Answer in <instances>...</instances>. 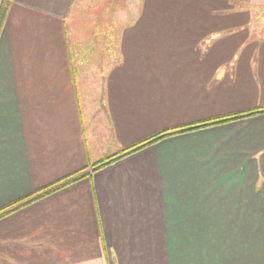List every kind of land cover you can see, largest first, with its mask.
Returning <instances> with one entry per match:
<instances>
[{
	"label": "crops",
	"instance_id": "obj_1",
	"mask_svg": "<svg viewBox=\"0 0 264 264\" xmlns=\"http://www.w3.org/2000/svg\"><path fill=\"white\" fill-rule=\"evenodd\" d=\"M112 1L8 2L0 212L87 176L0 218V264H264V0H120L87 31Z\"/></svg>",
	"mask_w": 264,
	"mask_h": 264
},
{
	"label": "trees",
	"instance_id": "obj_2",
	"mask_svg": "<svg viewBox=\"0 0 264 264\" xmlns=\"http://www.w3.org/2000/svg\"><path fill=\"white\" fill-rule=\"evenodd\" d=\"M8 5V4H7ZM7 5L5 4V6L3 7V9L1 10V13H0V26L4 20V15L6 14V9H7ZM259 113H261L260 111H254V112H248V113H245V114H240V115H237V116H232V117H228V118H224V119H221V120H217V121H213V122H209V123H205V124H200V125H196V126H193L191 128H187V129H184V130H181L180 132H177V133H184V132H188V131H194V130H198V129H202V128H206V127H209V126H213V125H217V124H222V123H227V122H230V121H235V120H238V119H244V118H247V117H252V116H256L258 115ZM173 134H159V135H156L154 137H152L151 139L145 141L144 143L142 144H139L138 146H135V147H132V148H129V149H126V150H122L114 155H111L109 157H106L104 158L103 160H101L100 162L94 164V168H95V171L100 169V168H103L105 167L106 165L120 159V158H123L131 153H134L135 151L147 146V145H150V144H153V143H156L157 141H159L160 139L164 138V137H167V136H171ZM87 176V173L84 172H79V173H76V174H73L71 176H69L68 178H66L65 180H62L56 184H53L51 187H48L47 189L43 190L42 192H39L35 197L33 198H29L27 200H23V201H20V202H17L15 204H13V206H11V209L13 210H5V211H1L0 212V218L8 215L9 213H11L12 211H14L15 209L19 208V207H22L24 205H27L37 199H40L46 195H49L51 193H54L56 191H58L59 189L73 183V182H76L80 179H82L83 177Z\"/></svg>",
	"mask_w": 264,
	"mask_h": 264
},
{
	"label": "rangeland",
	"instance_id": "obj_3",
	"mask_svg": "<svg viewBox=\"0 0 264 264\" xmlns=\"http://www.w3.org/2000/svg\"><path fill=\"white\" fill-rule=\"evenodd\" d=\"M5 1V4L7 5L9 0H4ZM95 1V0H94ZM120 0H113L112 2H109V6L107 7H104V8H95V20H92L91 21V18H90V13L89 12H85L84 14L87 15V19H88V22L87 23H84L82 25H86V30L88 31V29H90L91 27H97L98 26V30H96L97 32V36L98 35H101V31H108L110 29V27H112V25L108 24L106 21H105V18L106 16H108V14L110 13H114L115 10H118V9H122V2L120 3L119 2ZM118 3V4H117ZM96 5V4H95ZM106 15V16H105ZM106 26L108 27V29L106 28ZM110 26V27H109ZM99 32V33H98ZM104 44V46H106V43L104 41H101L100 42V47H102V45ZM101 50V49H100ZM102 51V50H101ZM99 57V60L102 62L103 60L105 61L106 60V56L105 55H100L98 56Z\"/></svg>",
	"mask_w": 264,
	"mask_h": 264
}]
</instances>
